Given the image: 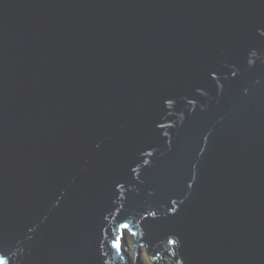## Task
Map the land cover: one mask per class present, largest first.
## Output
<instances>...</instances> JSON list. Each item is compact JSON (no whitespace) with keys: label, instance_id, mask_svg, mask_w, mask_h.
<instances>
[{"label":"water","instance_id":"water-1","mask_svg":"<svg viewBox=\"0 0 264 264\" xmlns=\"http://www.w3.org/2000/svg\"><path fill=\"white\" fill-rule=\"evenodd\" d=\"M140 246L264 264V0H0V249Z\"/></svg>","mask_w":264,"mask_h":264},{"label":"snow or ice","instance_id":"snow-or-ice-1","mask_svg":"<svg viewBox=\"0 0 264 264\" xmlns=\"http://www.w3.org/2000/svg\"><path fill=\"white\" fill-rule=\"evenodd\" d=\"M214 75V74H213ZM172 100H168V104L171 105ZM147 163V161L145 162ZM118 188H122L123 185L117 184ZM175 203V202H173ZM171 211L175 212L176 208H172ZM152 215H155V213H153ZM131 226L127 223L121 224L120 225V230L121 232L128 230ZM105 231H107L105 229ZM136 233L133 232V235H135ZM121 239L122 237H118L117 239L112 241V247L116 249L117 253H120L122 251V244H121ZM168 243L175 246V247H179V241H177L176 239H169ZM103 247V246H101ZM104 255H107V253H104ZM158 259V258H157ZM10 260L11 258L9 257L8 253L6 251H4L3 249H0V264H10ZM177 264H184V261L182 259L177 260Z\"/></svg>","mask_w":264,"mask_h":264},{"label":"rangeland","instance_id":"rangeland-1","mask_svg":"<svg viewBox=\"0 0 264 264\" xmlns=\"http://www.w3.org/2000/svg\"><path fill=\"white\" fill-rule=\"evenodd\" d=\"M136 242H135V235L129 233L127 236V240H126V249L129 252L131 259L135 260V249H136ZM178 255V254H177ZM140 259V261H142L144 264H170L169 261L171 262V264H177L176 261H174L172 258H170L169 260L166 259L164 260V262L158 261V262H154L151 259V255L148 253L146 247H138V252L136 255V259ZM175 259H180L179 256H176Z\"/></svg>","mask_w":264,"mask_h":264},{"label":"bare ground","instance_id":"bare-ground-1","mask_svg":"<svg viewBox=\"0 0 264 264\" xmlns=\"http://www.w3.org/2000/svg\"><path fill=\"white\" fill-rule=\"evenodd\" d=\"M129 233H131V232H130V231H129V232H127V236H128V234H129ZM131 234H132V233H131ZM133 261H134V260H133ZM141 262H142V261H141ZM142 263H143V262H142ZM143 264H144V263H143Z\"/></svg>","mask_w":264,"mask_h":264},{"label":"trees","instance_id":"trees-1","mask_svg":"<svg viewBox=\"0 0 264 264\" xmlns=\"http://www.w3.org/2000/svg\"><path fill=\"white\" fill-rule=\"evenodd\" d=\"M155 262V261H154Z\"/></svg>","mask_w":264,"mask_h":264}]
</instances>
